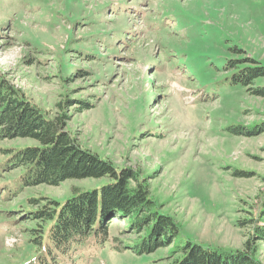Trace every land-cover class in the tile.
Listing matches in <instances>:
<instances>
[{"label":"rangeland","instance_id":"rangeland-1","mask_svg":"<svg viewBox=\"0 0 264 264\" xmlns=\"http://www.w3.org/2000/svg\"><path fill=\"white\" fill-rule=\"evenodd\" d=\"M244 71L261 76L241 84ZM0 79L47 118L64 113L79 147L134 175L176 233L139 254L148 232L115 213L103 245L88 235L59 252L47 226L34 248L42 204L78 209L113 181L21 187L26 169L6 170L3 152L36 143L0 140V264H164L189 243L243 252L249 235L264 264V0H0Z\"/></svg>","mask_w":264,"mask_h":264},{"label":"trees","instance_id":"trees-1","mask_svg":"<svg viewBox=\"0 0 264 264\" xmlns=\"http://www.w3.org/2000/svg\"><path fill=\"white\" fill-rule=\"evenodd\" d=\"M118 8L123 9L124 14L127 12L123 6ZM156 26L158 28V25ZM228 66L234 68L232 63ZM248 73L249 71L242 72L239 77L241 84H245L242 80L245 77L252 76V79H256L261 76L250 73L248 75ZM255 95L264 99V88L255 91ZM61 107L63 106L59 104L58 109L63 110ZM65 120L64 113L55 119L47 118L41 110L8 85L7 81L0 79V140L29 139L36 143L35 146L25 147L19 151L3 152V156L6 157L4 164L6 170H11L13 167L26 169V174L20 179L21 187L59 186L66 180L101 179L106 175H109L113 181L112 185L99 195L96 193L94 196H89L84 204L80 203L78 209L70 205L60 210L57 203L42 204L40 209L34 212L33 221L39 220L42 225H46L43 232H37L35 237L37 241L32 243L34 248L41 246L38 240L47 226L50 227L47 232L49 235L47 247L51 246L59 252L67 251L74 240L78 242L88 235L94 237L102 235L103 240L101 239L99 244L103 245L107 239L104 223L115 213L130 219L138 233L148 232V235L137 245L139 254L145 255L166 244H171L176 234L173 222L170 217L160 216L155 211L146 187L140 185L131 187L129 182H136L134 175L115 174L108 163L81 149L76 139L66 132ZM262 214L264 218V213ZM255 236L257 240L264 242V229L255 231ZM251 242L249 235L243 252H236L233 255L189 243L178 250V260L164 264H253ZM37 250V253H40V249ZM134 252L137 250L135 249Z\"/></svg>","mask_w":264,"mask_h":264}]
</instances>
